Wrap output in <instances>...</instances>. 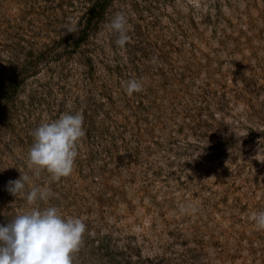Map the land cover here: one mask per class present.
Segmentation results:
<instances>
[{"label":"rangeland","instance_id":"1","mask_svg":"<svg viewBox=\"0 0 264 264\" xmlns=\"http://www.w3.org/2000/svg\"><path fill=\"white\" fill-rule=\"evenodd\" d=\"M77 111L74 171L36 175L35 129ZM21 174L86 224L73 264H264V0H0V224Z\"/></svg>","mask_w":264,"mask_h":264},{"label":"clouds","instance_id":"2","mask_svg":"<svg viewBox=\"0 0 264 264\" xmlns=\"http://www.w3.org/2000/svg\"><path fill=\"white\" fill-rule=\"evenodd\" d=\"M109 30L117 34L116 44L123 47L130 39L131 25L124 12L110 21ZM128 94L139 92L143 84L136 79L125 82ZM84 117L79 111L66 112L59 118L41 123L34 131L28 152L29 168L36 175L46 171L52 180H60L74 171L78 144L85 136ZM32 177L21 174L8 181L13 195L26 196L29 211L17 214L7 224H0V264H73V256L83 243L87 226L79 217H65L57 207H39L51 196L49 188L26 190ZM253 221L264 227V211L252 214Z\"/></svg>","mask_w":264,"mask_h":264},{"label":"trees","instance_id":"3","mask_svg":"<svg viewBox=\"0 0 264 264\" xmlns=\"http://www.w3.org/2000/svg\"><path fill=\"white\" fill-rule=\"evenodd\" d=\"M99 6H101L100 2L99 1H96L89 9H88V12H87V19H91L93 16H94V11L96 8H98Z\"/></svg>","mask_w":264,"mask_h":264}]
</instances>
